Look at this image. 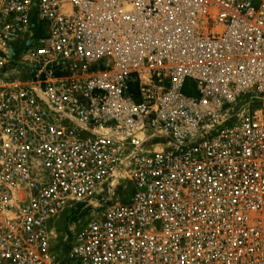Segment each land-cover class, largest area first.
Masks as SVG:
<instances>
[{
	"label": "built area",
	"instance_id": "obj_1",
	"mask_svg": "<svg viewBox=\"0 0 264 264\" xmlns=\"http://www.w3.org/2000/svg\"><path fill=\"white\" fill-rule=\"evenodd\" d=\"M0 264H264V0H0Z\"/></svg>",
	"mask_w": 264,
	"mask_h": 264
},
{
	"label": "rangeland",
	"instance_id": "obj_2",
	"mask_svg": "<svg viewBox=\"0 0 264 264\" xmlns=\"http://www.w3.org/2000/svg\"><path fill=\"white\" fill-rule=\"evenodd\" d=\"M75 219L76 216L68 217L67 215H62L53 229V241L58 260L61 259V250H64L66 247L63 240L66 238V232L68 231L69 224ZM82 221L85 222V218H83Z\"/></svg>",
	"mask_w": 264,
	"mask_h": 264
},
{
	"label": "trees",
	"instance_id": "obj_3",
	"mask_svg": "<svg viewBox=\"0 0 264 264\" xmlns=\"http://www.w3.org/2000/svg\"><path fill=\"white\" fill-rule=\"evenodd\" d=\"M133 91L135 90V86H132V88H131Z\"/></svg>",
	"mask_w": 264,
	"mask_h": 264
}]
</instances>
